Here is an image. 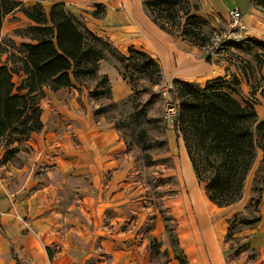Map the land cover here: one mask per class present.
Returning a JSON list of instances; mask_svg holds the SVG:
<instances>
[{
  "label": "rangeland",
  "instance_id": "374dc122",
  "mask_svg": "<svg viewBox=\"0 0 264 264\" xmlns=\"http://www.w3.org/2000/svg\"><path fill=\"white\" fill-rule=\"evenodd\" d=\"M49 1L20 0L22 5L5 15L0 33V47L6 51L1 54L3 61L11 53H18L21 43L32 42L20 31L33 25L24 9L41 2L49 12L54 4L62 3L51 5ZM99 2L92 1L89 6L81 8L83 13H93L96 18H104L107 5ZM209 2L204 5L200 3L201 11L198 13L211 21L210 25H206L211 43L205 45L199 54L207 57L210 53L214 58L212 63L221 67L222 72H226L228 80H232V76L237 74L241 80L242 93L236 97L244 103L243 98L251 97L252 87L259 86L258 95L264 86V66L261 68L258 65L262 59L259 55L262 51L254 48L253 45L256 44L252 41H264V32L249 30V33H245L244 21L246 16L254 14L264 23V11L253 6L250 0H239L240 4L237 5L243 13L239 26L233 27L230 9L235 4L222 3L220 7H215V1ZM66 9L71 13L69 8ZM75 16L77 21L86 25L80 19L82 13ZM100 36L113 45V48L110 45L105 47L107 56L100 64H103V69L111 72L116 69L121 79L129 84L130 93L123 98L114 99L108 73L85 77L72 86L78 90V99L82 102L76 108L69 107L72 114L102 121V127L115 128L122 141V148L117 152L111 147L108 148V157L105 156L108 167L99 174L103 186L100 190L102 200L98 202V206L101 205L104 211L98 222L111 233H120L119 238L124 240V248L135 247L153 264H172L174 260L178 261L176 255L184 246L192 243V237L185 235L187 230L209 229L226 230L222 245L229 264H264L263 151L258 149L256 161L245 181L242 198L230 206L218 208L210 214V220H200L196 214L190 180L185 171L184 158L187 156L191 162L185 143L182 140L180 148L173 150L168 137V131L174 128L178 117V109L172 104L171 89L176 90L185 80H168L162 72L154 75L128 65L119 55V52L128 55V51L114 49L115 45L107 36ZM243 68H247L248 76L243 74ZM105 75L108 77L107 82L103 79ZM192 81L205 85L208 80ZM50 104L53 105L52 102ZM35 133L29 136L10 134L0 140L1 188L16 189V185L12 183L16 176L18 182L24 181L23 194L31 195L47 178L46 162L51 159L44 157L45 146L34 140ZM72 175L85 179L86 182L82 183L85 185L93 184V179L97 178L79 166L72 170ZM256 177L259 179L258 188L263 189L262 193L253 191ZM199 187L206 194L204 185L200 183ZM260 195L262 197L259 201ZM34 198L31 203H35ZM16 201H19L21 214L27 212L30 215L29 209L36 210L33 205L29 206L28 198L19 196ZM50 204L48 206H53ZM49 225L50 230H42V238L49 244L47 249L50 256L68 253L69 251L62 252L61 244V241H68L66 232L62 230L53 235L52 226H58L57 222L50 220ZM180 235H185L186 242L182 241ZM260 249H263V253ZM0 264H3L1 255Z\"/></svg>",
  "mask_w": 264,
  "mask_h": 264
},
{
  "label": "crops",
  "instance_id": "0c3cea01",
  "mask_svg": "<svg viewBox=\"0 0 264 264\" xmlns=\"http://www.w3.org/2000/svg\"><path fill=\"white\" fill-rule=\"evenodd\" d=\"M92 1L96 3L102 1L107 5L104 18H96L93 13L92 15L83 13L81 8L89 6ZM194 1L203 5L215 1V7H220L222 3L235 4L230 10L239 8L237 4H240L239 0ZM49 2L51 5L56 2L65 3L66 8L77 16L82 13L84 19L83 16H80V19L84 20L88 28L98 35L107 36L118 50L127 52L130 48H136L148 53L160 63L162 74L168 80L205 79L207 81L226 75V72L220 70L221 67L212 63L214 58L208 61L207 57L199 54L201 48L160 28L146 11L143 0H50ZM244 24L245 33H249V30L256 33L264 32V23L257 15L246 16ZM98 72L110 75L114 99L123 98L130 93L129 84L121 79L116 69L111 72L103 69V64H100ZM47 93L48 95L42 100L44 127L33 137L41 146H45L44 157L51 159L46 162L47 178L41 184L38 183L35 193L31 195L23 194L24 181L18 182L16 176L12 179L16 189L0 187L2 263L153 264L135 247L124 248V240L119 238L120 233H111L100 221L98 222L104 211L101 205L98 206V202L102 200L100 190L103 186L99 174L108 167L105 159V156L108 157V148L111 147L116 152L122 148L118 131L113 127H102V121L97 122L93 118L72 114L69 107L76 108L82 103L78 99L79 92L76 88L68 86L56 92L47 90ZM256 98L258 100L256 110L259 118L264 120V98L260 93L256 94ZM168 137L171 148L179 149L182 140L178 141L174 128L168 131ZM184 153L187 155L186 152ZM184 161L196 214L200 220H210V214L220 207L210 201L200 189V183L187 156ZM78 166L97 177L93 179V184H82L86 182L85 179L72 175V170ZM19 196L28 198L29 206L33 205L36 210L29 209L30 215L27 212L21 214L19 201H16ZM33 198L35 203H31ZM50 220L57 222L58 225L52 226L53 235L62 230L66 232L68 241H60L62 252L69 251L68 253L50 256L47 249L49 244L44 237L42 238V230H50ZM225 232L226 230H187L185 235L192 237V243L184 246L183 250L189 263L229 264L222 245ZM185 235H180L184 242H186ZM262 240L264 241V234ZM260 251L262 252L263 249ZM15 255L19 261L16 260ZM175 262L180 264L176 260L172 264Z\"/></svg>",
  "mask_w": 264,
  "mask_h": 264
},
{
  "label": "trees",
  "instance_id": "16d2710c",
  "mask_svg": "<svg viewBox=\"0 0 264 264\" xmlns=\"http://www.w3.org/2000/svg\"><path fill=\"white\" fill-rule=\"evenodd\" d=\"M250 1L264 11V0ZM143 3L152 20L171 35L201 49L211 43L206 32L211 21L198 13L196 1ZM21 5L20 0H0V33L5 15ZM24 13L33 25L20 31L32 42L21 43L18 53H11L6 61L1 57L6 51L0 47V140L10 134L29 136L40 132L44 127L40 102L47 90L56 92L85 77L100 75L99 64L107 56L105 47L113 48L106 38L77 21L63 3L54 4L47 12L38 2L25 8ZM252 41L256 44L253 47L262 51L258 64L262 68L264 41ZM119 55L136 69L154 75L162 72L160 63L142 50L130 48L128 55ZM212 59L209 53L207 60ZM243 74L249 75L247 68H243ZM103 79L108 81L106 75ZM181 83L176 90L171 89L172 104L178 109L174 126L177 139L184 141L195 175L210 201L218 207L230 206L242 198L258 149L264 153V120L256 110L259 86L252 87L251 97L243 98L242 103L236 97L242 93L237 74L232 80L215 77L205 85L194 81ZM260 94L264 98V86ZM257 177L253 191L262 193ZM15 258L19 261L17 255ZM176 258L180 264H190L183 250Z\"/></svg>",
  "mask_w": 264,
  "mask_h": 264
},
{
  "label": "built area",
  "instance_id": "2783aa9c",
  "mask_svg": "<svg viewBox=\"0 0 264 264\" xmlns=\"http://www.w3.org/2000/svg\"><path fill=\"white\" fill-rule=\"evenodd\" d=\"M231 16H232V20H233V27H238L240 24V19L242 17V12L241 10L237 7L231 10L230 12ZM243 39V38H242ZM241 39V40H242ZM239 40V41H241ZM238 42V41H237Z\"/></svg>",
  "mask_w": 264,
  "mask_h": 264
}]
</instances>
